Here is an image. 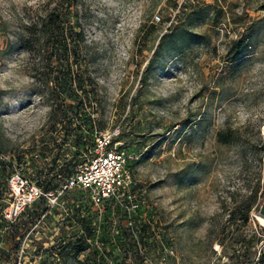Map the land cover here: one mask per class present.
Segmentation results:
<instances>
[{
    "label": "rangeland",
    "instance_id": "374dc122",
    "mask_svg": "<svg viewBox=\"0 0 264 264\" xmlns=\"http://www.w3.org/2000/svg\"><path fill=\"white\" fill-rule=\"evenodd\" d=\"M65 2L0 0V264H95L99 250L104 264H140L91 223L80 251L63 244L80 230L63 213L78 202L66 190L15 227L1 215L9 172L58 187L92 135L114 126L133 157L131 208L148 226L141 264H264V0ZM47 12V44L25 49V25ZM74 13L84 46L67 62L54 28Z\"/></svg>",
    "mask_w": 264,
    "mask_h": 264
},
{
    "label": "built area",
    "instance_id": "2783aa9c",
    "mask_svg": "<svg viewBox=\"0 0 264 264\" xmlns=\"http://www.w3.org/2000/svg\"><path fill=\"white\" fill-rule=\"evenodd\" d=\"M155 17L158 19V15ZM117 132V126L95 132L90 147L85 152H79L80 158L73 163L58 187L44 189L37 182L39 177H27L16 169L11 171L7 175L8 194L11 199L3 207V216L12 220L23 208L40 200L45 202V208H50L62 191L66 190L71 199L78 202L75 203L77 208H62L63 213L67 221L80 227L77 233L85 241L89 236L82 228H86L82 221L88 226L92 224L94 231L100 227L107 228L108 242L112 245L123 244L119 233L124 228L143 261V245L150 241L146 230L148 226L146 224L144 229L141 228L146 221L136 212L139 208H131L136 204L131 195L133 179L130 164L133 157L114 139ZM92 235L95 243L103 242L104 236L100 232H93ZM167 251L171 252L168 249ZM126 257L130 258L127 252Z\"/></svg>",
    "mask_w": 264,
    "mask_h": 264
},
{
    "label": "trees",
    "instance_id": "16d2710c",
    "mask_svg": "<svg viewBox=\"0 0 264 264\" xmlns=\"http://www.w3.org/2000/svg\"><path fill=\"white\" fill-rule=\"evenodd\" d=\"M64 1H66L64 4V9L66 10V12H68V7H71L72 9L75 10L77 0H64ZM51 12H47V15H48L47 18H41L40 20H35V21L29 22L28 24L25 25L26 34H22L19 36L20 43L25 49L31 50L34 45L45 46L47 44V40H48L47 32L49 29L47 24H48V22H51V19L49 16L51 14ZM74 15H75V17L72 20L68 19V18L63 19L64 23H66L65 25L60 27L59 26L60 24H58L56 26V28H54V30L56 31L57 40L61 39V41H62L61 46H62L63 50L68 52V56L66 58L67 62L71 61V60H73L74 62H77V51H79L81 49V47L84 46V36H83V30H82L81 22L78 20L77 14L74 13ZM239 47H240L239 39H234V40H232V42H230V44L228 46V54H229V56L227 58L228 60H231L234 58V55L240 49ZM87 61H88V57L86 58V61H84V62L86 63ZM64 77L66 79H69L71 77V74H65ZM82 125H84V124L83 123L82 124L77 123L73 126V129H76V130L81 129ZM91 125H92L91 123H87L85 130L90 131L92 129ZM219 139L222 141L227 140L222 135L219 136ZM75 142H79V143L83 142V140L81 139V136H80V132H78L75 135ZM70 161L71 162L73 161L72 158H71V160H70V158L65 159L61 165L56 167V169L54 170L55 171L54 174H57L58 172L65 169V166H67ZM74 162L75 161H73V163ZM3 168H4V164L2 163L0 166V170ZM68 171L66 173H68ZM31 177H36V176H31ZM49 181H50V179H48V178H42L41 179L39 177V179H37V182L40 183L44 189H46L47 187H51ZM6 188H7V186H6ZM41 201L42 200H40L38 202L31 203L29 206H26L12 220L6 219L3 216V213L1 212L2 219L4 220L5 224L8 225V227H15V219L19 218V216L21 215V212H24L26 210V208H29L28 211L32 215H34V214L38 215L39 212L41 210H43V208H40L41 204H42ZM244 219L245 220L247 219V212L244 215ZM27 223L28 222H26V224ZM82 225L86 226V231H87V229H89L88 224H86L83 221H82ZM145 225H146V223H144L141 226V228L144 229ZM9 232H10V239L12 241H14L16 234H22L23 227H21L17 231L13 230V228H10ZM119 234L121 235L120 240L123 242L122 245L125 246V249L123 248V250L125 252L127 250L132 251V254L137 258V261L141 264L143 262L142 256L138 252V250L135 248L136 247L135 243L128 237L126 230L124 228H122L121 232ZM253 237H256V236L254 234H252L251 236H249V238L247 237L245 241H247L248 239L253 238ZM144 241H146V240L144 239ZM146 242L148 243V241H146ZM15 243L16 242L14 241V245H15ZM62 243L65 245H69L70 250H74L75 253L80 251L83 248V246L86 244L84 237L78 233H76L73 238H68V240H65ZM246 245H247V243H246ZM103 255H104L103 253L91 254L90 259H92V262L93 261L96 262L95 261V259H96L97 262L95 264H104V263H106V260H105V256H103Z\"/></svg>",
    "mask_w": 264,
    "mask_h": 264
},
{
    "label": "water",
    "instance_id": "95a60500",
    "mask_svg": "<svg viewBox=\"0 0 264 264\" xmlns=\"http://www.w3.org/2000/svg\"><path fill=\"white\" fill-rule=\"evenodd\" d=\"M258 215H263L264 216V191L262 195V200L258 208Z\"/></svg>",
    "mask_w": 264,
    "mask_h": 264
},
{
    "label": "bare ground",
    "instance_id": "6f19581e",
    "mask_svg": "<svg viewBox=\"0 0 264 264\" xmlns=\"http://www.w3.org/2000/svg\"><path fill=\"white\" fill-rule=\"evenodd\" d=\"M257 218H258L260 224H262V225L264 226V216H263V215H258V214H257Z\"/></svg>",
    "mask_w": 264,
    "mask_h": 264
}]
</instances>
